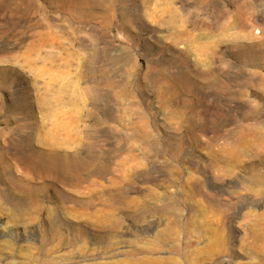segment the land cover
I'll use <instances>...</instances> for the list:
<instances>
[{
	"label": "rangeland",
	"instance_id": "1",
	"mask_svg": "<svg viewBox=\"0 0 264 264\" xmlns=\"http://www.w3.org/2000/svg\"><path fill=\"white\" fill-rule=\"evenodd\" d=\"M0 264H264V0H0Z\"/></svg>",
	"mask_w": 264,
	"mask_h": 264
}]
</instances>
